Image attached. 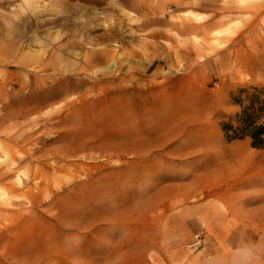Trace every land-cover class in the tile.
<instances>
[{
	"label": "rangeland",
	"instance_id": "374dc122",
	"mask_svg": "<svg viewBox=\"0 0 264 264\" xmlns=\"http://www.w3.org/2000/svg\"><path fill=\"white\" fill-rule=\"evenodd\" d=\"M249 87L264 0H0V264H264V201L213 166L264 159L219 129Z\"/></svg>",
	"mask_w": 264,
	"mask_h": 264
},
{
	"label": "bare ground",
	"instance_id": "6f19581e",
	"mask_svg": "<svg viewBox=\"0 0 264 264\" xmlns=\"http://www.w3.org/2000/svg\"><path fill=\"white\" fill-rule=\"evenodd\" d=\"M217 147V146H216ZM213 166L218 168L217 183L233 189H249L240 195L247 200L264 201V159L243 148L216 151Z\"/></svg>",
	"mask_w": 264,
	"mask_h": 264
},
{
	"label": "trees",
	"instance_id": "16d2710c",
	"mask_svg": "<svg viewBox=\"0 0 264 264\" xmlns=\"http://www.w3.org/2000/svg\"><path fill=\"white\" fill-rule=\"evenodd\" d=\"M239 93L242 99H232L238 112L228 122H219L224 140L247 138L251 147L264 151V90L249 87Z\"/></svg>",
	"mask_w": 264,
	"mask_h": 264
},
{
	"label": "crops",
	"instance_id": "0c3cea01",
	"mask_svg": "<svg viewBox=\"0 0 264 264\" xmlns=\"http://www.w3.org/2000/svg\"><path fill=\"white\" fill-rule=\"evenodd\" d=\"M203 101V100H202ZM202 101H198V104L200 103H202ZM142 124H144L143 125V127L144 128H149L150 126H152V124L150 123H147L146 121H143V123ZM146 125V126H145ZM162 125H164V123H158V124H156V125H154L153 124V127H158V128H162L163 126ZM220 129V128H219ZM221 131V130H220ZM222 133V132H221ZM147 134V133H146ZM158 134L160 135V136H155V138L154 139H152V140H150V141H143L142 142V144H140V146L138 147V148H136L137 149V151L138 152H140V153H147V152H149V151H151V150H161V149H164V147H165V143H164V132H160V131H158ZM223 136V135H222ZM214 137H216L217 139H218V141H219V144L221 145V142H220V140H219V138L217 137V136H214ZM224 138V137H223Z\"/></svg>",
	"mask_w": 264,
	"mask_h": 264
},
{
	"label": "built area",
	"instance_id": "2783aa9c",
	"mask_svg": "<svg viewBox=\"0 0 264 264\" xmlns=\"http://www.w3.org/2000/svg\"><path fill=\"white\" fill-rule=\"evenodd\" d=\"M199 240H200V233H195L193 236V243L194 245L199 244Z\"/></svg>",
	"mask_w": 264,
	"mask_h": 264
}]
</instances>
